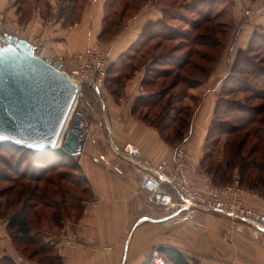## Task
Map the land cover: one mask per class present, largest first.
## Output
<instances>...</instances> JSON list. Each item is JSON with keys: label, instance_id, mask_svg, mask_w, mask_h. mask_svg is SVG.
<instances>
[{"label": "crops", "instance_id": "obj_1", "mask_svg": "<svg viewBox=\"0 0 264 264\" xmlns=\"http://www.w3.org/2000/svg\"><path fill=\"white\" fill-rule=\"evenodd\" d=\"M145 1L142 5L138 3L135 11L130 10L128 21L106 44L111 63H122L119 58L140 39L145 26L163 15L164 5L158 4L157 0ZM249 1L257 7L262 0H241L239 4H231L234 20L238 18L235 23L242 20L243 3ZM109 2L0 0V45H8L3 41L4 37L17 36L34 44L36 37L43 35L46 46L57 56L47 52L39 55L52 60L61 58V69L67 72L65 67L73 69L76 65L70 62L75 54L85 52L90 44L99 41ZM261 11L250 15L242 29L234 26L233 48L228 46L232 31L225 39L227 46L212 61L208 75L189 90L192 91L194 114L187 152L193 163L201 164L222 82L228 76L236 52L246 47L253 32L264 24V9ZM147 64L129 72L121 85H107L104 104L98 105L92 116L87 105L94 106L93 100L84 98L86 104L82 106V116L89 119L90 124L83 150L75 157L78 170L85 178L89 198L81 204L78 215H67L63 226L56 228V234L46 236L55 240L61 264H152L147 258L155 247L165 252L173 264L177 259L172 255L177 251L200 264H264V238L256 236L253 228L238 231L223 215L199 212L206 227L198 229L180 222L160 221L164 211L146 207L141 189L142 171L146 168L142 163L130 162L122 150L117 149L132 142L139 148L141 158L152 164L170 158L174 153L173 145L161 137L159 130L133 110L135 99L148 92L143 81ZM117 70L121 68L116 69L115 74ZM88 89L92 91L91 87ZM186 98L184 96V100ZM114 164H118L123 172L115 171ZM246 203L264 212V203L250 197L246 198ZM4 221L0 218V258L17 251ZM65 234H75L81 240L68 243ZM82 240L89 244L81 243ZM105 243L111 245L109 251L103 249Z\"/></svg>", "mask_w": 264, "mask_h": 264}, {"label": "rangeland", "instance_id": "obj_2", "mask_svg": "<svg viewBox=\"0 0 264 264\" xmlns=\"http://www.w3.org/2000/svg\"><path fill=\"white\" fill-rule=\"evenodd\" d=\"M144 1L145 0H111L109 2V7L106 8L105 11V16L107 18L105 24L107 23L106 26L108 25L109 30L104 33L103 39H99L97 42L107 46L106 44L109 43L115 33L118 30H121L122 24H125L128 21L129 16L131 15L130 10L132 9V11H135L138 3L142 5L146 2ZM157 1L158 4L164 5L165 9H168V11L165 14L163 12L161 18L158 19L163 21L157 26L156 29H153L154 26H152L150 33L153 32V30H156V33H154V38L151 39L144 48H142V52L138 53L137 59L133 62V64L139 66L149 63L150 66H156V68L160 70L172 69L174 71L172 75L155 78V83L151 84L148 89L161 90L163 88H172L170 90L172 95L186 96L187 98L178 105L190 108L189 110L192 118V115L194 114V102L193 98H191L192 91H189L191 88L188 87V84L190 81L192 83L195 82L192 80L204 79L203 77L205 74L203 75V73L199 71L201 66H205V68L208 70L207 73H209V67L214 63L212 61H214L215 56H217L219 52L223 50V47L227 46L226 37L228 34H231L232 31V40L229 42L228 46L230 49L233 48V44L235 42L234 26L238 23L239 25H242L243 21L246 22L248 17L245 15V12L247 10H253L257 12L256 14H260L261 9H264V0L258 3L257 7H254V2L251 1L245 3V5L243 3V18L237 23L235 22L238 18L235 19V21L232 15L231 4L233 3V0ZM208 13L216 19L212 22H205L204 15ZM181 15L185 16V20L180 18ZM195 20L202 22L201 27L198 29H192L189 25V21ZM206 28H208V30ZM239 28L242 29L240 26ZM260 28L258 32L260 35H254L252 41H249L248 45L242 48V51H244V54H247L249 57L257 61L263 60L264 66V24H261ZM200 33H208L212 36L215 35L222 40V44L220 46L213 47L196 44V39L194 38ZM39 36H37L36 39ZM156 45L159 46L158 49L156 48ZM35 52L38 55L40 54L37 48L35 49ZM46 52L57 56L50 48H48ZM129 52H125L119 58V60H124L128 56ZM81 53L83 52L75 54L70 62H75V64L78 65L77 56ZM158 54H168L169 58L174 56H182L183 58L185 57L186 60L188 59V64H186L183 68H178L167 63H152V60ZM236 56L237 55H235V57ZM244 58L246 59L245 55ZM165 62L168 61L165 60ZM239 64L241 65V63ZM239 68H241V66ZM65 70L70 72L72 69L65 67ZM129 72H132V68L131 70L123 71V75ZM106 78L107 79H105L102 96L107 86L109 77ZM240 79L244 81L248 80L249 77L245 74H235L234 72L231 73L229 78L226 77V79L222 82V90L220 92V96L224 98L222 103L229 102L234 105L235 102L238 101L240 103H246L247 105H255L263 102L261 99L248 101L247 98L249 96V92L235 91V82H239ZM250 82L257 88L264 87V84L257 79L255 80L251 78ZM88 87L89 86L87 85H83L82 95L80 94L78 98L77 109H82L81 107L85 106L86 101L85 99L83 100V98H86L87 101L92 99L95 110L97 109V106L100 105V103L96 101L97 97L95 93L93 90L90 91ZM224 110L225 108L222 107L216 117L225 118L223 113ZM232 113H234V111ZM77 114L78 113L76 110L73 113L67 130L72 127V123L74 122ZM92 115L93 113H91V116ZM218 148L219 157L220 159H223L224 152L222 145ZM60 149L61 147L53 149L44 154L45 159L41 158L44 160V162H42L36 158L35 154L27 151L25 148H14L0 145V190L11 186L14 188V191L11 195L8 194L7 196L0 198V201H3L4 203L6 198L10 197V199L13 200V206L8 208L6 207L5 209L8 210L6 216L9 217L14 213L15 210L19 209L27 196H29L28 200L34 198V200L37 201V210H39L43 216L42 223L39 224L36 218H34V224L37 226V228L41 229L45 235L50 234L52 236L56 234V228H58L51 218V214L56 208L55 205L59 204L61 211L65 214V216L68 215L73 217L79 214L81 204L83 201L89 198V193L85 188L83 176H81L80 171L75 168V164H78V159L76 157L71 158L63 154H59ZM35 195L36 197H39L35 199ZM63 200L65 203H63ZM49 201H51V203H49L51 207L45 205ZM4 222L7 223L6 220ZM17 246V251L22 253L23 244H18ZM160 252L166 258H168L161 250ZM34 261L37 262L35 259ZM170 264L173 263L170 262Z\"/></svg>", "mask_w": 264, "mask_h": 264}, {"label": "trees", "instance_id": "obj_3", "mask_svg": "<svg viewBox=\"0 0 264 264\" xmlns=\"http://www.w3.org/2000/svg\"><path fill=\"white\" fill-rule=\"evenodd\" d=\"M167 11L168 9L166 10L164 8V14L167 13ZM180 18L185 20V16L181 15ZM215 19L216 18L211 16L209 13L204 15L205 22H212ZM162 21L163 20L149 22L145 26L140 39L126 51L130 52L124 60L121 59L123 62L110 64L107 75V77H109L107 85L110 86L113 83L121 85L124 82L123 78H126L130 74L127 73L123 75V71L131 70V68L133 71L140 66L134 65L133 62L136 61L138 53L142 52V48H144L150 40L154 38L156 30H153V32L150 33L152 26H154L153 29H156ZM106 24L100 35V40L103 39L104 33L109 30L108 25L106 26ZM201 24L202 22L198 20L189 21V25L192 29L200 28ZM206 29L208 30V28ZM258 32L259 30H255L253 32L250 41H252L254 35L259 34ZM194 39H196V44L202 46L213 47L220 46L222 44L221 39L208 33H200ZM156 48L158 49L159 46L156 45ZM236 55L237 56L234 58L233 63L230 66L227 77L229 78L231 73L234 72L235 74L241 73L247 75L249 77V81H243L240 79L239 82H235V91L249 92V96L247 98L248 101L261 99L263 102L255 105H247L246 103L236 101L233 105L229 102L222 103L224 98L219 96L216 102L213 119L208 128L205 141V153L201 164L213 176L216 184H226L230 182L233 175L237 173L243 186L258 191L264 195V87L257 88L250 82V79L252 78L255 80L257 79L264 84L263 60L257 61L249 57L247 54H244L242 49H239L236 52ZM244 55L246 59L244 58ZM129 59L132 60L128 62ZM165 60L168 62H165ZM187 60L182 56L169 58L168 54H158L152 60V63H167L173 67L183 68L186 64H188ZM239 63H241V65ZM240 66L241 68H239ZM120 68L121 70H117V74H115L116 69ZM199 71H201L203 75L205 74L204 77L208 75V70L205 66H201ZM173 73L174 71L172 69L160 70L156 68V66H150V64H147L143 81L145 86L149 88L151 84L155 83V78L170 76ZM192 81L195 82L192 83L190 81L188 84L189 88L195 87L201 82L200 79ZM171 89L172 88H163L161 90L147 89L148 92L146 94L139 95L135 99L133 110L146 122L156 127L159 130L161 137L169 144H172L175 148L187 141L192 127L191 121L193 115L191 118L190 108L178 105L183 102L184 96L172 95L170 92ZM222 107L225 108L223 111L225 118H217L216 116L219 114ZM233 111L234 113H232ZM151 114L152 116L154 114V116L152 117ZM0 145L14 148H24L1 142ZM221 145L224 152L223 159H220L219 157L218 147ZM25 149L35 154L36 158L42 162H44L43 159H45L44 154L51 151H35L28 148ZM59 154H63L71 158L75 157L74 155L68 154L63 149L59 150ZM75 168L79 169V165L75 164ZM83 181H85V178H83ZM13 191L14 188L12 186L3 188L0 190V198L5 197L8 194L11 195ZM38 197L39 196L36 197L35 195V199ZM28 199L29 196H27V198L22 202L21 207L15 210L9 217L6 216L8 210L5 209L6 207L8 208L13 206V200L9 197L6 198L5 203L0 201V218L7 221L9 235L17 249L18 244H23V254H27V257L33 260L35 259L39 264H61L62 259L57 253L55 240L51 238L47 239V234L45 235L44 232H42L41 229L37 228L34 224V218H36L39 224L43 221L41 212L37 210V201L34 200V198H31V200ZM49 203H51V201L45 205L51 207ZM63 203H65L64 200ZM55 207L54 212L51 214V218L55 225L58 228H61L63 226V220L66 216L62 213L59 204H56ZM172 256L177 259L176 264H200L196 259L189 260L178 251L176 254L173 253ZM0 264L17 263L14 261L12 256L4 255L0 258Z\"/></svg>", "mask_w": 264, "mask_h": 264}, {"label": "built area", "instance_id": "obj_4", "mask_svg": "<svg viewBox=\"0 0 264 264\" xmlns=\"http://www.w3.org/2000/svg\"><path fill=\"white\" fill-rule=\"evenodd\" d=\"M233 2L239 4L241 0H233ZM254 13L253 10H247L245 15L249 17ZM244 23L243 21L242 25L237 24V26L243 27ZM33 45L39 50V53L44 54L48 50L43 35H40ZM77 58L78 65L67 72L77 84L78 90L64 132L68 131L69 122L77 110L78 114L74 121L78 116L80 117L78 124L81 129L80 137L86 142L90 120L83 118V109H77L78 98L80 94L82 95L83 85H87L95 93L96 101L100 105L104 104L102 92L111 62L110 50L99 42H94ZM49 60L53 63L62 61L61 58ZM87 108L88 112L95 113L93 105L88 104ZM80 111L82 114H79ZM107 126L109 125L107 124ZM63 137L61 136L58 146H61ZM117 150H122L130 162L142 163L146 168L145 171H142L141 189L145 194L146 207L149 210L164 211V216L160 221L180 222L193 228L204 229L206 226L200 220L199 212H215L229 218L233 229L244 231L250 227L255 230L253 232L256 236L262 235L264 238V212L246 203V198L249 197L264 203V195L243 186L238 174H235L232 180L226 184H216L213 176L201 164L189 160L187 141L176 146L170 158L163 159L157 164L142 159L139 148L132 142L125 143ZM113 168L119 173L123 172L118 164H114ZM64 239L68 243H78L77 240H81L75 234H65ZM80 242L89 244L87 241L84 243L83 240ZM103 249L109 251L111 245L105 243ZM11 256L17 264H38L18 251H15ZM149 258L152 264H170L157 247L151 251Z\"/></svg>", "mask_w": 264, "mask_h": 264}, {"label": "water", "instance_id": "obj_5", "mask_svg": "<svg viewBox=\"0 0 264 264\" xmlns=\"http://www.w3.org/2000/svg\"><path fill=\"white\" fill-rule=\"evenodd\" d=\"M2 39L8 45H0V142L35 151L61 147L70 155L80 154L85 143L80 117L64 132L77 84L60 62L36 54L28 40ZM60 136L64 137L57 147Z\"/></svg>", "mask_w": 264, "mask_h": 264}, {"label": "bare ground", "instance_id": "obj_6", "mask_svg": "<svg viewBox=\"0 0 264 264\" xmlns=\"http://www.w3.org/2000/svg\"><path fill=\"white\" fill-rule=\"evenodd\" d=\"M60 140H61V136H60V138H59V140H58V143H57V145H56L57 147H58V144H60V142H61Z\"/></svg>", "mask_w": 264, "mask_h": 264}]
</instances>
